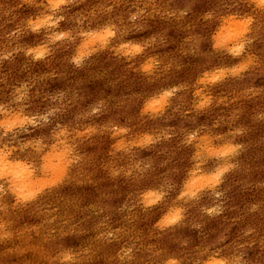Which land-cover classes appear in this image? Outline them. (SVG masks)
<instances>
[{"label": "rangeland", "instance_id": "rangeland-1", "mask_svg": "<svg viewBox=\"0 0 264 264\" xmlns=\"http://www.w3.org/2000/svg\"><path fill=\"white\" fill-rule=\"evenodd\" d=\"M0 264H264V4L0 0Z\"/></svg>", "mask_w": 264, "mask_h": 264}, {"label": "clouds", "instance_id": "clouds-1", "mask_svg": "<svg viewBox=\"0 0 264 264\" xmlns=\"http://www.w3.org/2000/svg\"><path fill=\"white\" fill-rule=\"evenodd\" d=\"M260 2L262 4H264V0H260ZM59 38V37H57ZM243 50V45L238 46L237 48L233 49V54H239L241 51ZM137 51H139V49H137ZM78 62V61H77ZM173 94V92H165L164 96H171ZM95 111V110H94ZM191 195H195V193H192ZM151 202V201H150ZM219 211H221V209L219 207L215 208V209H210L209 210V214L212 213H218ZM180 219L179 214L173 216L170 220L167 221L168 224H172L175 223L176 221H178ZM127 254V253H126ZM64 259H70V257H65Z\"/></svg>", "mask_w": 264, "mask_h": 264}, {"label": "bare ground", "instance_id": "bare-ground-1", "mask_svg": "<svg viewBox=\"0 0 264 264\" xmlns=\"http://www.w3.org/2000/svg\"><path fill=\"white\" fill-rule=\"evenodd\" d=\"M21 174H23V172H21Z\"/></svg>", "mask_w": 264, "mask_h": 264}]
</instances>
